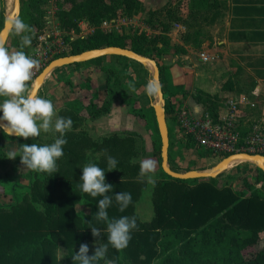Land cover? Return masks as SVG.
Here are the masks:
<instances>
[{
  "label": "trees",
  "instance_id": "16d2710c",
  "mask_svg": "<svg viewBox=\"0 0 264 264\" xmlns=\"http://www.w3.org/2000/svg\"><path fill=\"white\" fill-rule=\"evenodd\" d=\"M44 1L21 0L18 18L30 26L32 33L42 24L41 6ZM56 3L57 20L65 31L79 32L81 21L93 27L86 38L70 42L63 56L93 48L119 46L146 55L157 64V55L186 53L182 45L172 50L168 48L166 34L172 24L184 27L180 35L183 44L199 48L204 38L202 25L218 22L224 13V6L218 0H167L159 9L146 13L149 17L147 23L154 17H165L164 21L159 18L161 31L149 37L139 30H125L119 34L104 32L100 28L104 20L116 18L119 14L130 18L144 11L141 0H57ZM11 33H14L13 28ZM159 43L164 48L157 50ZM21 50L25 52L24 48ZM155 50L157 52L153 53ZM158 66L160 75L168 67ZM105 81L108 84V76ZM136 94L138 92L132 96L130 93L117 96L114 88L108 89L100 102H90L86 106V113L95 120L107 114L111 105L120 99L122 104L130 106V113L141 119L149 131L153 114L143 112ZM217 98L200 90L193 96L213 117H217L219 112ZM182 105L175 106L167 100L166 121L175 125ZM58 116L70 117L73 121L71 131L65 133L64 155L57 161L59 171L49 177L47 173L29 170L28 185L22 190L15 189L12 203L0 204V264H73L71 257L81 243L88 244L89 255L94 254L97 245L107 243L106 223L95 218L97 204L102 197L92 198L80 187L82 167L90 161L105 170V182L113 185L112 192L108 193L112 197V205L107 209L109 218L134 217L138 225L125 249L116 250L109 245L105 259L98 264H264V190L251 187L246 181L247 175H243L246 176L243 182L249 188L245 194L242 189L219 185V175L216 178L182 180L162 173L163 177L153 186V216L148 222H143L133 212L143 185L139 177V162L130 163L138 155L136 133L113 132L94 139L85 130H77L84 117L73 105L61 108ZM167 126L170 135L168 122ZM8 137L15 139L19 147L32 143L44 145L38 137ZM151 139L152 155L160 163L157 129ZM188 139L190 149L197 146ZM53 142L54 138H51L46 144ZM108 156L117 160V169L108 171ZM192 169L184 165L179 167L181 171ZM258 176L264 178L260 172ZM231 177V174L226 176ZM118 192L130 193L132 197V202L123 211L115 201V193ZM80 203L88 207L89 212L77 211L76 205ZM93 226L101 230V237L97 240L91 233L90 227ZM58 247L65 250L61 259L56 254Z\"/></svg>",
  "mask_w": 264,
  "mask_h": 264
},
{
  "label": "rangeland",
  "instance_id": "374dc122",
  "mask_svg": "<svg viewBox=\"0 0 264 264\" xmlns=\"http://www.w3.org/2000/svg\"><path fill=\"white\" fill-rule=\"evenodd\" d=\"M145 1L146 0L142 1L143 4ZM56 2L57 0H45L43 2L41 6V9L43 10L42 24L46 21V17L48 18V15H51V11H54L55 8L58 7ZM163 4L164 3L159 2V0H155L151 4H144V11L130 17V19L129 17L125 18V16H121L111 27L109 26V29L111 28L110 31L119 34L125 32V30H139L144 31L149 37H151L161 31V25L159 22H161V20L164 21L165 17L160 15L158 18L154 17V19L147 23L146 20H148L149 17L146 13L148 10L159 9ZM183 12H185V9H183ZM159 18L161 20H159ZM55 20L58 21L57 18ZM214 25L215 24L202 25L201 28L204 32L203 42L206 41L207 36L210 34ZM109 29H105L104 32H110L107 31ZM183 31L184 30H181L176 24H172L170 31L166 34L169 39L168 48L172 50L175 46L182 45L184 47L187 46L190 50L193 49V51H199L200 47L195 48L194 46L182 43L180 35ZM91 32L92 31L89 30V27L88 29H80L77 33H70V35L66 36L65 39L69 45L70 42H73L76 39L86 38ZM6 42V47L9 51L21 50L24 48L25 53L29 56L31 45L22 47L21 37L15 35V32L9 35ZM156 48L158 50L159 48H164V46L162 47L161 43H159ZM185 50L189 55H184L186 53L180 54L179 58L182 65L184 64L183 60H185V58H189L191 60L192 57V61H195L194 57L197 56L196 53L194 54L192 51L187 52V49ZM156 52V50L153 51V53ZM205 56L208 55L205 54ZM156 57L158 60L160 59V55H157ZM197 63L199 62L195 61L196 65ZM198 65L201 66V64ZM107 76L109 77L108 84H106L105 81ZM174 77V75L164 72L160 79L165 104L166 101L169 100L176 106L177 104H182L188 100V96L193 97L198 90L195 91L191 89V74L187 75V79L189 81L188 84L182 83V85H177L172 82ZM150 78L151 76L149 71L141 64L131 60H126L122 57L106 56L87 61L83 65L70 64L57 68V70L53 71V73L48 76L37 95L51 100L55 106L57 115L61 108L73 105L75 109L79 111L81 117H84L77 130H85L87 134L94 139L107 136L113 132L136 133L138 145V155L136 161L139 162L140 160L146 158L154 159L157 162L155 178L156 180H159L163 177V172L161 171L160 163L157 158L152 155L153 147L151 136L156 133L154 115L151 121V130L148 131L144 122L130 113V106L122 104L120 99H117L111 105L107 114L95 120L90 119L86 113V106L90 102H100L106 96L107 90L114 88L117 92V96L121 93H130L132 96L138 92L136 95H138V103L143 109V112L146 114H153L151 103L155 100V97H149L145 92V87ZM223 100V97H218V105L221 106ZM167 122L169 126L171 125V133L169 135L171 167L173 166L178 171H181L179 170V167L183 165L203 170L212 167L221 159L222 156L213 154L197 146H192L190 149L189 137L181 133V131L176 128L174 123H170L169 120ZM38 138L43 144H46L48 140L54 137L51 133L41 132V135ZM27 170L29 171V169L24 168L23 166L21 175H23L24 184L29 181ZM258 172L260 171L258 169L256 170V167L251 163L235 161L217 177L218 184L230 186L235 190L242 189L246 194L248 193L249 188L243 182L244 177H246L243 176L245 174L247 175L246 181L248 184L250 183L252 185H250L251 187H257L264 190V178H260L259 176L257 177ZM228 174H231L232 177L226 178ZM142 183L141 194L138 200L134 203L133 212L140 221L148 222L153 216V186L148 184L146 180L142 181ZM76 210L80 212H89V208L81 203L76 205ZM56 254L57 257L60 258L65 255V250L62 247H58L56 249Z\"/></svg>",
  "mask_w": 264,
  "mask_h": 264
},
{
  "label": "clouds",
  "instance_id": "9594fccd",
  "mask_svg": "<svg viewBox=\"0 0 264 264\" xmlns=\"http://www.w3.org/2000/svg\"><path fill=\"white\" fill-rule=\"evenodd\" d=\"M15 35L21 37V46L31 45L34 33L29 25L20 18L13 21ZM26 33H32L26 34ZM39 61L28 56L22 50L9 51L3 41H0V97L4 99L0 102V128L9 136L22 137L24 139H35L41 132L51 133L54 142L51 144H21L19 152L11 151L7 157L15 159L20 157V162L29 170L47 173L52 176L58 172L57 161L64 155L63 146L67 143L65 133L71 131L73 121L70 117L58 116L55 106L51 100L35 95L29 90V84L33 78V70L38 67ZM161 86L155 80H150L145 92L149 97H155L160 93ZM59 134V135H57ZM117 160L107 157L108 171L117 169ZM130 163L136 164L135 158ZM157 162L154 159L146 158L139 161V177L155 186ZM105 170L93 162H88L82 167L80 176L81 191L92 198L99 199L95 213L98 221L106 223L107 243L97 245L93 255H89L87 243H81L78 251L71 257L73 264H98L105 259L109 245L116 249H125L131 240V233L137 229L138 225L134 217L121 216L119 218H109L107 209L112 205V197L108 195L112 192L113 185L105 182ZM115 201L119 205L120 211L126 209L132 202L130 193H115ZM92 236L101 237V230L97 227H90ZM63 256L60 257V259ZM110 264V262H109Z\"/></svg>",
  "mask_w": 264,
  "mask_h": 264
},
{
  "label": "crops",
  "instance_id": "0c3cea01",
  "mask_svg": "<svg viewBox=\"0 0 264 264\" xmlns=\"http://www.w3.org/2000/svg\"><path fill=\"white\" fill-rule=\"evenodd\" d=\"M154 1L146 0L144 4ZM166 1L159 0L164 4ZM218 1L224 6L223 16L214 23L199 51L190 50L185 46L187 52L196 53L194 60L199 63L196 65L191 57V60L185 58L182 65L180 54H165L160 56L158 64L168 65L165 72L175 76L172 82L177 85L188 84L187 75L191 74L192 90H200L224 99L236 96L253 103V107L243 105L239 113V127L244 132L254 119L264 120V0ZM12 4L13 0H0V30L5 17L12 9ZM176 25L184 30L182 25ZM201 53L208 55L206 61L200 59ZM3 99L0 97V102ZM183 103L191 111L204 110L191 96ZM221 109L222 103L219 111ZM3 133L0 128V204L7 205L14 201L15 189L22 190L29 181L24 184L20 157H7L11 151L19 152L17 141L6 133L7 136H4Z\"/></svg>",
  "mask_w": 264,
  "mask_h": 264
},
{
  "label": "built area",
  "instance_id": "2783aa9c",
  "mask_svg": "<svg viewBox=\"0 0 264 264\" xmlns=\"http://www.w3.org/2000/svg\"><path fill=\"white\" fill-rule=\"evenodd\" d=\"M57 8L51 11V15H48L46 21L34 32L29 56L38 60L39 65L33 70V78L28 82L29 86L43 66H46L55 56H62L67 50L68 42L65 37L73 31H65L55 20ZM120 17L119 14L116 18L104 20L100 28L109 29V26L111 27ZM88 27L90 31H93V27L85 21L79 23L80 29H88ZM199 57L202 61L208 59L203 53ZM243 105L254 106L243 98L225 97L217 117H213L204 110L191 111L186 105H182L176 115L175 126L197 147L222 156L221 158L238 152L264 155V120H253L249 128L242 132L239 127V113Z\"/></svg>",
  "mask_w": 264,
  "mask_h": 264
},
{
  "label": "water",
  "instance_id": "95a60500",
  "mask_svg": "<svg viewBox=\"0 0 264 264\" xmlns=\"http://www.w3.org/2000/svg\"><path fill=\"white\" fill-rule=\"evenodd\" d=\"M20 11H21V0H13L12 9L5 17L3 26L0 30V41H3L5 44L10 32L12 31L13 21L16 18H18ZM103 56L124 57L128 60L141 64L150 73L151 78L149 79V81L155 80L161 86V79H160L161 75L156 60L146 55L139 54L128 48L119 47V46H105L101 48H93V49L85 50L74 55H64L52 59L35 76V78L31 83L30 91L35 95H37L43 83L48 78V76H50L52 72L57 68L74 63L87 62ZM151 108L153 110L155 125L160 141V149H159L160 168L162 172L168 175L169 177L175 179H182V180L198 179V178H216L218 175H220L222 172H224L227 169L228 163L236 158H240L242 162L251 163L264 175V155L247 153V152H238L225 156L208 169H203V170L192 169L186 171L174 170L169 163L170 140H169V130L166 121L165 100L162 91V86L160 93L157 96H155V100L151 103ZM1 130L4 132L2 128Z\"/></svg>",
  "mask_w": 264,
  "mask_h": 264
},
{
  "label": "bare ground",
  "instance_id": "6f19581e",
  "mask_svg": "<svg viewBox=\"0 0 264 264\" xmlns=\"http://www.w3.org/2000/svg\"><path fill=\"white\" fill-rule=\"evenodd\" d=\"M235 161H242V160H241L240 158H236V159H234V160H231V161L228 163L227 168L230 167L231 164H232L233 162H235Z\"/></svg>",
  "mask_w": 264,
  "mask_h": 264
}]
</instances>
